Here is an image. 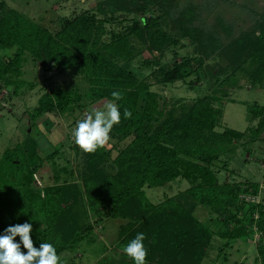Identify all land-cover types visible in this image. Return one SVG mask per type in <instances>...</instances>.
Returning <instances> with one entry per match:
<instances>
[{"label":"trees","instance_id":"obj_1","mask_svg":"<svg viewBox=\"0 0 264 264\" xmlns=\"http://www.w3.org/2000/svg\"><path fill=\"white\" fill-rule=\"evenodd\" d=\"M176 1L104 0L96 9L65 18L56 32L17 9H10L0 18V45L8 51L0 56L1 85L15 83V92H18L25 82L20 79L21 65L30 58L41 60L48 71L73 69L88 82V88L83 92L78 87L46 91L30 112L33 119L54 110L64 113L86 96L94 100H113L111 93L120 91L123 98L116 103L121 122L113 127V131L117 138L132 136L113 159L118 173L109 175L100 169V163L110 161L112 157V151L105 146L87 154V176L83 178L82 186L76 182L56 184L47 189L44 197L30 187L33 174L42 168L39 156L36 154L38 164L31 159L28 166L17 152H4L0 159V212L6 208L12 219L17 220L13 226L25 222L31 224L30 236L37 249L41 243H52L59 256L82 241L85 231L77 226L76 212L70 204L64 207L62 202L70 197L74 206L83 192L89 196L93 209L95 207L98 211L100 205L90 190L91 184L97 181L103 184L105 200L111 202L116 215L132 219L137 206L147 216L141 220L143 227L134 229L136 232H143L145 236H163L155 246L145 239V244H150L146 257L150 264H163L168 258L167 253L172 254L181 248L189 254L190 262L185 264L200 263L211 236L206 228L196 223L193 210L198 204L216 213L229 212L230 218H236L243 226L248 221L239 220L237 214L232 215L231 207L240 205L242 209L245 204L238 202V194L241 191L254 192L257 186L251 185L250 188L249 185L244 189L241 185H219L214 171L199 162L210 165L217 159L219 151L230 146L235 150L233 143L243 139H249L245 141L249 145L260 141L264 135V118L256 127L250 126L245 131L216 130L221 110L214 109L212 102L220 100L221 96L214 92L198 98L186 112L176 116L174 110H167L165 99L160 104L163 96L152 90L151 82L126 66L143 52L142 48L137 50L138 41L152 57H146L143 66H157L153 75H160V83L187 81L197 74L199 68L205 67L207 60L221 55L233 68L232 76L241 71L251 84L260 85L264 82V14L255 26L256 32H243L226 43L214 28L194 24L192 9L180 10ZM152 7L162 14L159 13L157 18L147 16ZM122 14L135 15L136 19L124 31L108 30V25L117 22ZM162 15L168 16L184 37L195 42L202 55L163 62L168 48L176 42L172 34L160 26ZM205 70L220 80L219 72ZM232 76L220 80L216 91L224 90L225 86L237 87ZM125 108L132 112L131 118L123 117ZM29 143L33 149L38 147L35 138ZM21 148L17 146V150ZM230 154L234 153L231 151ZM180 176L195 184L183 196L167 199L161 204L147 198L144 186H161ZM249 208L250 222L253 221L252 214L259 209L258 223L262 229L264 208L253 204ZM69 226H74L73 233L67 232ZM85 229L89 232L91 228ZM241 229L243 234L248 233L245 227ZM133 234L124 241L126 244L133 239ZM231 235L228 237L232 238ZM261 254L264 257V251ZM170 264L183 263L177 259Z\"/></svg>","mask_w":264,"mask_h":264},{"label":"rangeland","instance_id":"obj_2","mask_svg":"<svg viewBox=\"0 0 264 264\" xmlns=\"http://www.w3.org/2000/svg\"><path fill=\"white\" fill-rule=\"evenodd\" d=\"M103 1L0 0V18L10 9H17L47 26L52 32H56L65 18L79 12L96 9V6ZM176 2L180 10L188 7L192 9L194 24L214 28L226 43L230 38H235L243 32H256L255 26L264 14V0H177ZM159 13L162 14L152 7L148 9L146 15L157 18L160 16ZM124 17L126 19H123ZM134 18L136 19L135 15L122 14L117 22L108 25V30L124 31ZM160 26L170 32L176 42L168 48L163 62L172 63L185 57L202 55L198 45L184 37L168 16L160 17ZM136 45L137 50L142 48L143 52L136 55L135 61L127 64L126 67L133 69L140 78L151 82L152 90H156L163 96L160 104H163L165 99L167 110H174L176 116H181L186 112L198 98L214 92L221 96L220 100L212 102L214 109L221 110L220 123L215 128L216 130L223 131L231 128L245 131L250 126L256 127L260 119L264 118V110L262 111L264 82L260 85H253L241 71H236L232 76L233 68L221 55L207 60L205 67L199 68L197 74L192 75L187 81L178 80L163 84L158 81L160 75H153V70L157 69V66H143L146 57L152 58L150 53L138 41ZM7 52V49L0 45V56ZM155 54L158 53L155 52ZM206 68L215 74L219 72L220 80L229 75L232 76L238 83L237 87L225 86L224 90L216 91L220 80L215 79L211 71L205 70ZM20 75V79L25 82L18 92L17 90L15 92V83L5 86L0 84V159L4 152L12 150L20 155L25 165L30 166L31 159H35L38 164L37 154L42 168L33 174L30 187L39 192L41 197L45 196L47 189L56 184L76 182L82 186V180L87 176L88 153L83 152L74 143L72 131L77 121L85 118L94 108L102 110L110 99L94 100L86 96L67 108L64 113L54 110L33 119L30 112L38 105L40 96L46 91L49 92L52 88L78 87L83 92L88 88V82L82 78V74L76 73L73 69L64 72L48 71L41 60L33 61L32 58L22 63ZM110 137L106 148L112 151V157L110 161L100 163V169L105 174L115 175L119 170L113 164V159L120 148L125 147L131 141L132 136L117 138L112 129ZM34 138L38 147L33 149V145L31 146L29 142ZM247 140L249 139L233 143L235 150L230 149V146L223 149L224 151H219L217 159L213 160L210 165L195 160L205 167L209 166L214 171L219 185H241L243 188L249 185L250 188H252L251 185L257 186L254 192L241 191L238 194V202L245 204L242 209L239 208L240 205L231 207L232 215L237 214L239 220H248L245 226L237 223L236 218H230L229 212L216 213L202 204L195 206L193 215L197 218L196 223L206 228L211 236L205 255L199 264H264V257L261 254V251H264V226H261L263 227L261 229L258 223L259 209L252 214L253 221H249L251 204L264 208V135L261 136L260 141L251 145L245 144ZM17 146L23 148L17 150ZM231 151L233 155L230 154ZM194 185L180 176L161 186H144V191L150 201L161 204L170 198H180ZM90 190L92 197L100 205L98 211L95 207L93 209L89 196L83 192L79 202L74 206L70 197L62 202L64 207L70 204L76 212L77 226L81 231L84 230L85 234L80 243L59 255L60 264H134L122 248L126 245L124 241L134 233V229L143 227L141 220L147 216L143 215L137 206L134 208L133 220L116 215L112 211L111 202L105 200L101 182L91 184ZM246 196L249 200H246ZM3 209V213L0 212V235H4L5 229L17 222L12 219L6 208ZM39 217L41 216H37ZM87 227L91 228L89 232L85 229ZM244 227L247 234L241 232V228ZM72 231H75L74 226H69L67 232L73 233ZM137 233L139 232L135 231L133 238ZM230 233H232V238L228 237ZM162 238L163 236L146 235V240H149L147 243L154 246ZM16 242L21 243L18 236ZM150 244H145L147 250L150 249ZM34 247H36V242ZM21 251L27 253L22 243ZM167 254L168 258L163 264H170L177 259L183 264L190 262L187 250L184 251L182 248L176 249L172 254ZM149 262L146 259V264H150Z\"/></svg>","mask_w":264,"mask_h":264},{"label":"clouds","instance_id":"obj_3","mask_svg":"<svg viewBox=\"0 0 264 264\" xmlns=\"http://www.w3.org/2000/svg\"><path fill=\"white\" fill-rule=\"evenodd\" d=\"M113 100L108 101L102 110L92 109L85 118L76 122L72 131L74 143L85 153H94L105 147L111 137L110 133L115 125L121 122V112L117 101L123 98L120 91L111 93ZM132 112L124 109L123 117L131 118ZM30 223L17 224L5 229V234L0 235V264H60V257L52 243H41L39 249L34 247L30 233ZM27 250L21 251V243L16 242V237ZM144 233H137L122 251L134 261V264H146L148 250L145 247Z\"/></svg>","mask_w":264,"mask_h":264},{"label":"built area","instance_id":"obj_4","mask_svg":"<svg viewBox=\"0 0 264 264\" xmlns=\"http://www.w3.org/2000/svg\"><path fill=\"white\" fill-rule=\"evenodd\" d=\"M246 200H249V199H248V196H246Z\"/></svg>","mask_w":264,"mask_h":264}]
</instances>
